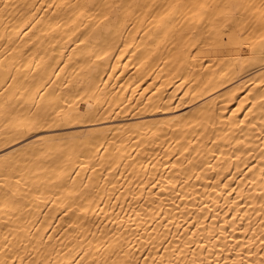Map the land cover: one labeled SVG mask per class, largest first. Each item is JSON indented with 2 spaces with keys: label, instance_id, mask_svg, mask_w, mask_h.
<instances>
[{
  "label": "bare ground",
  "instance_id": "6f19581e",
  "mask_svg": "<svg viewBox=\"0 0 264 264\" xmlns=\"http://www.w3.org/2000/svg\"><path fill=\"white\" fill-rule=\"evenodd\" d=\"M0 264H264V0H0Z\"/></svg>",
  "mask_w": 264,
  "mask_h": 264
}]
</instances>
